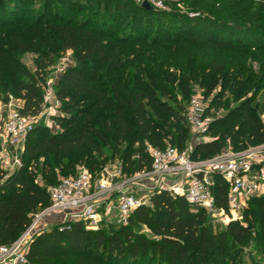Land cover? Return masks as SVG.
Masks as SVG:
<instances>
[{"label":"trees","instance_id":"16d2710c","mask_svg":"<svg viewBox=\"0 0 264 264\" xmlns=\"http://www.w3.org/2000/svg\"><path fill=\"white\" fill-rule=\"evenodd\" d=\"M184 2L194 15L146 8L135 0H0V101L9 97L21 100L18 111L35 117L43 104L41 71L66 51L72 52L76 62L58 83L57 94L66 113L53 116L59 130L34 122L20 166L9 173L0 166V245H10L19 237L37 207H49L47 183L53 186L60 181L54 172L57 167L68 174L80 163L92 179L93 172L99 173L102 161L91 154L102 157L100 145L107 133L113 142L111 159L119 154L122 140L132 147L144 139L163 149L169 136L173 147L184 150L188 138L184 130L166 136L162 123L150 114V110L170 114L182 123L183 116L161 100L160 96H169L168 88L158 79H154V88L142 83L133 74L135 65H119L117 55L126 56L124 47L181 43L213 50H264V0ZM25 50L35 52V73L21 63L20 53ZM183 63L170 57L164 66L183 74ZM115 68L122 69L121 74L129 71L126 79L121 74L111 78ZM204 69L217 76L226 70V64L211 61ZM167 76L173 79L170 73ZM251 102L250 98L240 100L219 120L225 123L222 135H210L214 122L207 133L199 135L208 140L194 144L191 159L218 154L227 137L234 150L264 142V124ZM220 107L222 102L214 98L205 112ZM95 110L107 112L109 120H99ZM129 150L120 155L123 171L151 169V156L142 146ZM35 167L45 183L36 181ZM213 183L216 206L227 209L228 185L218 175L213 176ZM251 202L258 216L248 206ZM209 215L200 208L194 210L183 196L154 191L147 203L136 207L126 223L116 228L108 224L86 229L80 220L46 228L30 241L27 258L31 264H241L235 246L251 237L257 222L260 229L255 232L264 248V195L250 198L242 220L231 221L219 231L209 229Z\"/></svg>","mask_w":264,"mask_h":264},{"label":"rangeland","instance_id":"374dc122","mask_svg":"<svg viewBox=\"0 0 264 264\" xmlns=\"http://www.w3.org/2000/svg\"><path fill=\"white\" fill-rule=\"evenodd\" d=\"M135 1L141 3L144 0ZM147 1L151 4V6L160 10L173 11L178 14L188 13L189 15H194V13L189 11L190 9L188 8L187 2H184L185 0ZM150 22L154 23V19ZM172 36L175 37V35ZM129 48H123V51H126V56L123 58L117 55L119 65L127 68L135 65L133 68L135 73H132L138 75V78L142 83L154 88L153 85L156 84L154 79H158L163 86L168 88L170 92L169 96H160L161 100L171 104L177 114L183 116L182 123L175 121L174 116L172 117L170 114H153L152 110H150V114L154 120L162 123V128H164L163 132L166 136L177 134V130L179 128L184 130L188 137L184 150L192 149L194 144L199 142V137L195 134L194 128L187 118V112L191 99L193 98L201 101L206 108L214 98L222 102V107L217 110H210L206 114V117L210 120L205 133L209 131L210 125L214 122V126L209 131L211 136L216 137L220 134L222 135L220 131L224 128L225 123L220 122L219 120L227 116L229 110L236 106L237 103L244 98H250L252 100L251 106L257 110L264 124V50H213L204 45H184L181 43H175L167 47H164L163 45L155 47L134 46L131 47V49ZM123 51L121 53H123ZM34 57L35 52L33 50H25L20 53L21 63L25 65V68L30 73H35L36 64ZM170 57L184 62V67L181 68L185 73L182 74L180 69L178 70L173 67H169L168 70L165 69L164 65L168 62ZM138 61H143L144 65H140ZM211 61H223L226 64V70L220 75L213 76L211 72L204 69L207 63ZM74 65H76V62L72 56V52L66 51L58 54L51 65L41 71L44 76V82L42 83L41 89L43 94L42 110L33 118L32 123L39 121L52 131L59 130V125L53 120V116H62L66 113L62 109L64 101L59 98V95L57 94L58 83L62 73ZM121 72L122 69L115 68L110 77L113 78L115 75L121 74ZM127 72L129 71L125 70L124 74H121V76L125 79V74H127ZM169 73L172 75V80L167 76ZM160 78H163L164 80L161 81ZM243 83L244 85H242ZM18 108V101L13 97H9L8 100H1L0 121L1 119L6 118L9 111L18 110ZM96 117L99 120H109L108 113L103 110L96 111ZM204 137L208 138L207 136ZM110 138L111 134L107 133L106 140L101 142L100 150L102 157H97V155L91 154V158H98V160L102 161V169L99 173H92L93 185L91 194H94V192L96 193L93 195L94 200H92L91 203L96 202L95 208L101 212V221L98 226H107L110 224L116 228L123 222L120 221L121 219L115 209L117 200V191L114 188L115 184L122 182L123 190L133 193L136 196L141 193L150 195L154 189L153 177L148 175L150 170L135 171L134 173L123 171L121 164L122 158L120 155L128 148H130L129 151L132 152L137 145L142 146L149 154L150 149L154 146L149 141L140 139L138 143L131 147L126 141L122 140L119 142V154L115 158L111 159V148L113 146V142H111ZM225 140L226 145L221 148L218 154L210 158L221 156L235 157L237 155H243L249 159L258 160L264 157V142L250 143L244 149L234 150L230 145L228 137ZM1 143L2 138L0 137V147ZM164 144L165 146H172L169 136L165 137ZM22 150L23 146H20L19 149L12 151L13 156L21 158ZM42 161L43 159L41 158L38 161V164H41ZM81 167H83L82 164H76L74 166V171L68 174L60 172L61 168L57 167L54 170L57 175L56 180L58 181L61 178L78 174ZM33 170L36 175V181L40 184L45 183V180L42 178L41 173L38 172L37 167L33 168ZM7 172L9 173L11 171L9 170ZM118 172H120V175L113 176L118 174ZM136 173H144V175H137L136 177ZM102 174L105 178V188L108 186V191L105 194V191H103L101 187L94 185V182L97 181ZM50 187H52V183H47V188ZM104 196H108V198L112 200V205L109 209L102 204L103 202L100 201ZM248 206H252L254 208L256 216L259 215L258 212H256V206H254L252 202ZM47 208L48 207H37L31 214V219L35 218V216L41 212H46L45 210ZM57 213L58 209H54L48 212L45 216L48 217L49 215ZM61 219V222H63V213L61 215ZM65 221H67V219ZM207 224L211 231H219L224 226V224L219 222L217 218L212 215L208 216ZM52 225L54 224H50L46 226V228H49ZM259 225V222H257L253 226L252 235L248 240L235 246L239 252V256L241 257V264H264V248L261 249V239L255 232L257 229H260ZM144 230L145 232H148L146 228H144Z\"/></svg>","mask_w":264,"mask_h":264},{"label":"built area","instance_id":"2783aa9c","mask_svg":"<svg viewBox=\"0 0 264 264\" xmlns=\"http://www.w3.org/2000/svg\"><path fill=\"white\" fill-rule=\"evenodd\" d=\"M205 111L206 107L201 101L191 99L187 118L199 141L208 140L199 136L205 133L210 120ZM33 118L34 116L23 115L18 110H11L6 118L1 119L0 166L6 172H12L20 166L21 158L14 157L12 151L24 145L27 133L33 125ZM149 154L152 162L148 175L153 177L154 181L152 193L165 190L172 195L183 196L194 210L200 208L215 216L224 225L231 221H241L248 200L264 195V157L252 160L237 155L193 160L190 157L191 149L180 151L170 145L163 149L153 147ZM118 175L120 172L113 176ZM137 175L144 173H136V177ZM214 175L222 177L228 185L227 209L218 208L215 204L212 194ZM92 183V175L85 167H81L74 176L61 178L56 185L49 188L50 205L45 211L61 210L64 214L63 222L66 219L80 220L85 222L86 229H97L101 212L96 210V202L91 203L96 193L91 194ZM104 183L102 174L94 185L104 189ZM122 184L120 182L114 186L117 191L115 209L120 221L125 223L129 214L139 205L147 203L152 193L136 196L123 190ZM41 214L31 220L29 226L13 243L0 245V264H31L27 252L30 241L39 233L38 220ZM62 229L63 226L60 227V230Z\"/></svg>","mask_w":264,"mask_h":264},{"label":"crops","instance_id":"0c3cea01","mask_svg":"<svg viewBox=\"0 0 264 264\" xmlns=\"http://www.w3.org/2000/svg\"><path fill=\"white\" fill-rule=\"evenodd\" d=\"M18 101V107H21L22 106V101L21 100H17ZM2 144V143H1ZM104 194L108 191V186L107 188H104L103 189ZM103 194V195H104ZM101 202H103L102 204L107 207L108 209L111 207L112 205V200L110 198H108V196H104L103 198H101L100 200ZM54 210V209H53ZM52 210H48L46 212H41V216L39 218V231L43 230L46 228V226L50 225V224H56V223H60L62 221L61 219V215H62V211L61 210H58V213L57 214H54V215H49L48 217H46L45 215L50 212ZM46 217V218H45Z\"/></svg>","mask_w":264,"mask_h":264},{"label":"water","instance_id":"95a60500","mask_svg":"<svg viewBox=\"0 0 264 264\" xmlns=\"http://www.w3.org/2000/svg\"><path fill=\"white\" fill-rule=\"evenodd\" d=\"M141 5L146 7V8H151V4L147 0L142 1Z\"/></svg>","mask_w":264,"mask_h":264}]
</instances>
